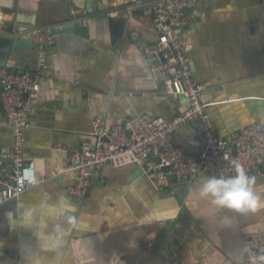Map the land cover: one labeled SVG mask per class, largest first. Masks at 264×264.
Masks as SVG:
<instances>
[{
	"label": "crops",
	"instance_id": "0c3cea01",
	"mask_svg": "<svg viewBox=\"0 0 264 264\" xmlns=\"http://www.w3.org/2000/svg\"><path fill=\"white\" fill-rule=\"evenodd\" d=\"M144 2L12 0L17 13H3L1 25L15 16L20 26L36 28L91 18L82 20L87 38L56 34L42 49L30 33L22 34L16 39L21 48L8 60L13 70L39 74L40 90L23 131L24 154L35 159L39 182L0 204V264H243L242 234L264 229V205L237 214L197 198L192 189L209 177L203 174L159 186L135 164H105L86 200L67 194L74 173L61 170L73 148L93 146L95 117L169 119L184 103L164 95L143 55L156 37ZM115 10L125 13L127 24L112 41L106 13L118 17ZM178 34L192 45L188 62L215 134L230 143L240 127L264 123V0H196ZM173 141L192 154L203 147L194 122L181 125ZM11 144L0 106V155ZM9 165L0 156V185ZM251 176L264 194V161Z\"/></svg>",
	"mask_w": 264,
	"mask_h": 264
},
{
	"label": "built area",
	"instance_id": "2783aa9c",
	"mask_svg": "<svg viewBox=\"0 0 264 264\" xmlns=\"http://www.w3.org/2000/svg\"><path fill=\"white\" fill-rule=\"evenodd\" d=\"M195 2H144L153 20L156 37L143 47V55L151 71L158 74L164 95L185 102L169 119L151 114H134L122 121L95 117L93 146L73 148L61 170L74 173L73 183L67 187V194L72 199L78 202L87 199L93 176L105 164H135L150 180L162 186L168 179L196 174L226 178L235 174L236 163L252 175L264 161V123L240 127L230 143L213 130L207 105L202 100V85L193 79L187 58L192 45L182 41L178 34L187 24L188 12ZM3 18L0 11V25ZM30 37L38 49L54 42L49 27L34 29ZM38 75L37 71L18 73L0 67V101L4 121L12 133L10 149L0 155L10 164L8 179L0 185V204L19 197L39 182L35 159L25 157L23 135L30 125L31 105L40 90ZM189 122L198 125L203 139L198 154L189 153L173 141V133ZM242 242L246 251L243 264H264V229L245 231Z\"/></svg>",
	"mask_w": 264,
	"mask_h": 264
},
{
	"label": "clouds",
	"instance_id": "9594fccd",
	"mask_svg": "<svg viewBox=\"0 0 264 264\" xmlns=\"http://www.w3.org/2000/svg\"><path fill=\"white\" fill-rule=\"evenodd\" d=\"M235 174L228 177L209 176L192 189L194 195L205 200L211 209L237 214L255 212L264 205V194L257 191L256 178L244 167L234 164ZM229 217L223 221L227 223Z\"/></svg>",
	"mask_w": 264,
	"mask_h": 264
},
{
	"label": "water",
	"instance_id": "95a60500",
	"mask_svg": "<svg viewBox=\"0 0 264 264\" xmlns=\"http://www.w3.org/2000/svg\"><path fill=\"white\" fill-rule=\"evenodd\" d=\"M5 1L6 4L3 3V0H0L1 12L4 14H16L17 10L15 9V7H12V0L10 3L8 0ZM115 13L118 17L110 16L111 14L109 12L106 13L107 25L112 41L119 38V36H122L124 26L127 24V16L122 10H115ZM84 18L86 20H89L91 17L87 15L84 17H80L79 19H69L67 21H64L61 27H59L58 29H56L55 26L49 28L52 35L66 33L75 34L87 38L89 36L88 26L87 24L82 23V20ZM41 28L45 27L36 28L32 24H28L26 27H22L20 26V23L17 22L15 16L7 24L0 25V67H5L13 72H21L19 68H17L16 70L11 69V65L10 63H8V60L12 59L15 55L13 54L14 52L12 50L21 48L17 45L21 43V40L17 42L16 39L20 38L22 34H29L34 29ZM182 101L185 102L184 99ZM0 106L2 107L1 101ZM162 169L165 170L166 167H163Z\"/></svg>",
	"mask_w": 264,
	"mask_h": 264
}]
</instances>
